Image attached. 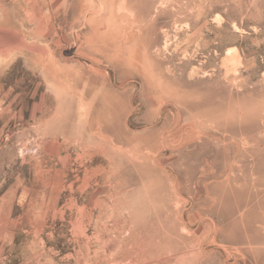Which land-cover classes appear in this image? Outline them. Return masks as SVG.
I'll list each match as a JSON object with an SVG mask.
<instances>
[{"label": "rangeland", "instance_id": "rangeland-1", "mask_svg": "<svg viewBox=\"0 0 264 264\" xmlns=\"http://www.w3.org/2000/svg\"><path fill=\"white\" fill-rule=\"evenodd\" d=\"M0 264H264V0H0Z\"/></svg>", "mask_w": 264, "mask_h": 264}]
</instances>
